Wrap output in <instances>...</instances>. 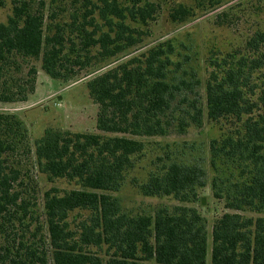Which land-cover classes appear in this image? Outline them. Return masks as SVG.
Listing matches in <instances>:
<instances>
[{
	"label": "trees",
	"instance_id": "trees-1",
	"mask_svg": "<svg viewBox=\"0 0 264 264\" xmlns=\"http://www.w3.org/2000/svg\"><path fill=\"white\" fill-rule=\"evenodd\" d=\"M12 5L0 21V102L28 100L37 73L31 59L41 54L51 78L67 79L140 43L160 8L151 0H85L63 23L54 10L46 16L44 0ZM170 15L184 21L193 10L180 3ZM245 49L249 54L210 60L206 106L191 56L171 41L92 78L87 88L98 106L96 127L106 134L46 128L33 139L22 114L0 112V264H207L208 229L197 208L162 206L154 215H133L109 192L121 189L146 148L138 137L200 127L206 107L212 121L238 122L210 144L215 196L226 197L231 210L264 213V29ZM184 144L173 149L167 142L170 150L157 153L137 184L140 193L198 197L207 176L204 157L194 142ZM32 156L50 181L78 186L46 190L43 220L35 217L37 197L30 193L37 181L19 160ZM230 163L239 170L236 178L223 174ZM74 211L86 215L76 227ZM211 264H264V215L226 211L218 217Z\"/></svg>",
	"mask_w": 264,
	"mask_h": 264
},
{
	"label": "rangeland",
	"instance_id": "rangeland-1",
	"mask_svg": "<svg viewBox=\"0 0 264 264\" xmlns=\"http://www.w3.org/2000/svg\"><path fill=\"white\" fill-rule=\"evenodd\" d=\"M85 0H44L45 13L53 10L57 13L56 20L69 23L75 13L81 12ZM160 5L156 19L150 21V33L138 44L127 48L117 55L87 67L75 75L64 79L51 78L42 69L41 54L31 59L37 69L35 88L27 101L0 102V112L22 114L31 131L32 138L41 137L46 128H54L73 132L103 133L96 127L98 106L89 95L87 83L92 78L115 68L116 66L145 54L151 48L171 41L182 54L191 56V63L201 80L200 90L206 106L205 83L211 70L210 60L237 51L249 54L245 49L246 41L257 30L264 29V0H151ZM180 3L193 10V15L184 21H173L171 11ZM12 0H0V21L6 22L12 13ZM238 122L234 120L212 121L206 112L200 127L191 126L186 133H171L165 136L138 137L145 142L146 148L136 157V165L126 172L125 180L119 191H110L117 196L125 212L129 214H151L162 206L172 209L176 205L195 207L205 218L208 229L207 264H211L212 227L215 220L226 211L239 212L245 216H259L252 210H231L226 208V197L218 198L212 186L216 171L211 165V141L235 131ZM167 142L173 149L195 143L196 154L204 157L207 172L205 186L198 188V197L189 201H181L173 195L147 196L140 193L137 184L147 178L149 170L154 166L157 153L169 151ZM158 143H161L158 145ZM187 146V145H186ZM161 150V151H160ZM189 154V152H187ZM34 156L22 161L29 169L33 180L37 181L32 197H37V206H33L35 217L44 219V192L56 186L61 190L76 188L75 184L65 179L50 181L41 173L34 163ZM224 167L223 174L238 177L239 170L234 164ZM222 167V168H223ZM227 167V168H226ZM26 173V172H24ZM202 197L205 203H202ZM86 216V215H84ZM78 211L70 216L71 224L76 227L80 218Z\"/></svg>",
	"mask_w": 264,
	"mask_h": 264
},
{
	"label": "water",
	"instance_id": "water-1",
	"mask_svg": "<svg viewBox=\"0 0 264 264\" xmlns=\"http://www.w3.org/2000/svg\"><path fill=\"white\" fill-rule=\"evenodd\" d=\"M202 203H205V198L204 197H202Z\"/></svg>",
	"mask_w": 264,
	"mask_h": 264
}]
</instances>
